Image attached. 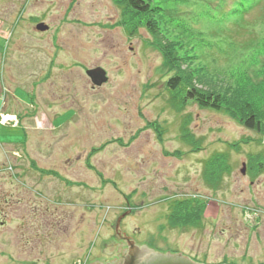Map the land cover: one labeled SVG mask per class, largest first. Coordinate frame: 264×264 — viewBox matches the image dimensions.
Returning <instances> with one entry per match:
<instances>
[{"label":"rangeland","instance_id":"1","mask_svg":"<svg viewBox=\"0 0 264 264\" xmlns=\"http://www.w3.org/2000/svg\"><path fill=\"white\" fill-rule=\"evenodd\" d=\"M160 1L167 25L155 35L125 0H0V264L111 261L107 245L129 248L116 231L124 214L121 230L139 246L203 264H264V125L244 126L234 99L220 111L174 107L167 82L176 70L162 50L192 54L215 90L244 76L264 121V91L255 92L264 24L231 52L203 43L212 15L246 39L240 25L251 27L264 0L240 23L226 15L237 0ZM40 21L50 28L37 30ZM99 66L109 80L94 87L86 71ZM183 131L202 148L192 152ZM214 154L230 168L219 188L203 177ZM193 196L207 200L202 224L172 225L170 202Z\"/></svg>","mask_w":264,"mask_h":264},{"label":"trees","instance_id":"2","mask_svg":"<svg viewBox=\"0 0 264 264\" xmlns=\"http://www.w3.org/2000/svg\"><path fill=\"white\" fill-rule=\"evenodd\" d=\"M128 7L131 8V12L134 14V18L144 17V23L146 27L155 35L159 33V27L162 24L167 25L166 18H161L162 14L158 12V9H163L160 0H125ZM251 1V3H250ZM262 0H237L235 5L227 11L228 16H236V19L240 23L244 16H247L249 12L256 6L258 2ZM161 15V16H160ZM223 15V13H221ZM217 17V18H216ZM216 17L210 18L212 23L217 26L211 28V36L205 38L203 43L210 44L208 51L212 52L216 47L217 49L223 50V53L231 52L235 48L242 47V44H250L255 42V29L264 24V10L260 13L258 17L252 22L250 28H244L240 25V29L245 31L247 34L246 39L242 41H237L238 36L236 32L228 29L225 30L222 27V20L225 16L216 15ZM133 18V19H134ZM143 20V19H142ZM141 20V21H142ZM219 21H221L219 23ZM137 25L136 22H133ZM226 31L228 34H226ZM255 39V40H254ZM253 40V41H252ZM172 43H176L172 40ZM187 43V42H186ZM185 43L180 44L178 47H183ZM246 47V46H245ZM182 49V48H181ZM168 64L173 67L176 72L171 76L167 82L168 90L171 92L170 103L176 108H184L185 106L194 103L201 108H210L213 110H224L228 107V102L224 99H234L237 104H240L238 111H234L238 114L240 122L249 129L255 131H261V125H264V121L258 120L255 117V109L252 108V99L246 93V85L249 80H246L244 76H240L230 87H227L226 93L224 90H215L207 87L206 84L201 82L199 77L200 70H194V66L191 65V59L193 55L182 56L180 53L177 55V48H171L166 45L162 49ZM201 55L196 54V58ZM210 60V58H208ZM206 61H209V60ZM213 61V60H212ZM189 62V64H185ZM205 63V62H204ZM209 63V62H208ZM208 71L213 74L212 68L209 64L205 66ZM199 71V72H196ZM223 71H220L221 73ZM221 77L225 78L227 76L222 73ZM231 77V76H230ZM228 78V77H227ZM264 91V85L259 88L258 85L255 86V92ZM223 95L225 97H223ZM258 95V94H256ZM225 102V103H224ZM254 109V110H253ZM231 111V110H230ZM263 128V127H262ZM182 138L192 146V152L195 150H200L201 144L204 142L202 138H196L195 135L189 131H183ZM214 154L210 158L204 160L203 177L206 183H208L213 188H219L221 186L222 178L230 170L224 154ZM252 156L250 159H252ZM253 162L257 159H252ZM252 160L250 161L252 164ZM259 166L261 164L259 163ZM207 207V200L197 196L190 198H183L172 200L169 204L170 222L172 225L177 226H198L203 222L205 215V210Z\"/></svg>","mask_w":264,"mask_h":264},{"label":"water","instance_id":"3","mask_svg":"<svg viewBox=\"0 0 264 264\" xmlns=\"http://www.w3.org/2000/svg\"><path fill=\"white\" fill-rule=\"evenodd\" d=\"M49 28L50 26L44 21H40L36 24V29L39 31H47ZM86 73L93 82L94 87L96 86L100 87L105 83H107L109 80V75L107 70L100 66L88 69ZM241 172L243 174L246 173L245 162L243 163ZM124 216H126V214L120 216L116 223V231L118 235L127 241L129 247L126 255L121 260L122 261L121 264H203V263L194 262L188 256H184L180 252L172 254L169 251H167L166 253H163V252L155 251L153 248H149L145 244L142 246L137 245L134 240H132L130 237L124 234L121 230V221L124 218ZM115 246L116 244L114 245L113 252L116 249ZM109 248L110 246L107 245L106 248L103 249V252H106L107 254H112L113 252L110 251ZM121 249L122 246L120 245V251L122 252L125 251L124 249L122 250Z\"/></svg>","mask_w":264,"mask_h":264},{"label":"flooded vegetation","instance_id":"4","mask_svg":"<svg viewBox=\"0 0 264 264\" xmlns=\"http://www.w3.org/2000/svg\"><path fill=\"white\" fill-rule=\"evenodd\" d=\"M121 239V238H120ZM120 243L121 244H118L117 246H115L116 247V252L115 253H117V258L116 257H114V258H112L111 259V261H105V262H103V261H100V260H95V261H93V262H90V263H88V264H121V260H122V258L126 255V253H127V245L125 246V244H124V240L123 239H121L120 240ZM120 245L123 247V246H125L123 249L125 250L124 252H122V251H120ZM122 250V249H121ZM113 252V251H112ZM110 255V254H109ZM118 256H119V258H118Z\"/></svg>","mask_w":264,"mask_h":264},{"label":"bare ground","instance_id":"5","mask_svg":"<svg viewBox=\"0 0 264 264\" xmlns=\"http://www.w3.org/2000/svg\"><path fill=\"white\" fill-rule=\"evenodd\" d=\"M3 120H4V122H6L7 120H12L14 117L13 116H11V115H9V114H3ZM14 120V119H13Z\"/></svg>","mask_w":264,"mask_h":264},{"label":"built area","instance_id":"6","mask_svg":"<svg viewBox=\"0 0 264 264\" xmlns=\"http://www.w3.org/2000/svg\"><path fill=\"white\" fill-rule=\"evenodd\" d=\"M1 116H2V118H3V114H2Z\"/></svg>","mask_w":264,"mask_h":264}]
</instances>
